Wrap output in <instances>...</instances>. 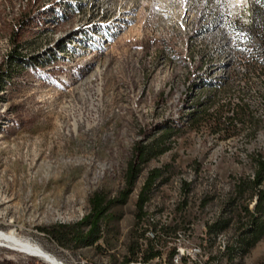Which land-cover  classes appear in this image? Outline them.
<instances>
[{
	"label": "rangeland",
	"instance_id": "1",
	"mask_svg": "<svg viewBox=\"0 0 264 264\" xmlns=\"http://www.w3.org/2000/svg\"><path fill=\"white\" fill-rule=\"evenodd\" d=\"M219 2L0 0V232L57 263L125 264L134 245H147L137 201L159 168L145 223H168L170 232L190 226L197 242L208 228L209 253L213 236L227 240L223 264H264V236L227 256L248 220L242 210H254L256 192L246 183L264 157V39L254 12L264 0H237V34L209 31L218 12L234 9ZM207 55L221 71L232 68L231 79L200 109L209 90L186 94L200 68L193 56ZM230 99L237 125L215 114ZM167 130L169 150L142 165L126 204L102 220L98 242L77 248L43 232L76 230L95 194L118 198L137 144ZM0 264L49 263L0 246Z\"/></svg>",
	"mask_w": 264,
	"mask_h": 264
},
{
	"label": "trees",
	"instance_id": "2",
	"mask_svg": "<svg viewBox=\"0 0 264 264\" xmlns=\"http://www.w3.org/2000/svg\"><path fill=\"white\" fill-rule=\"evenodd\" d=\"M264 9V8H263ZM263 9L254 5L255 23L258 32H261V38L264 39V13ZM2 83V76H0V84ZM170 137V132L167 130L163 135L151 145L137 144L135 149V158L127 167L125 172V188L120 192L119 197L107 200L106 197L95 194L90 199V213L83 219L82 223L77 226L76 230L71 229L67 231H60L59 229H42L44 233L50 236L59 244H74L79 248L82 246L93 245L100 239L99 232L101 222L114 205L126 204L129 196L133 192L135 183L140 175L143 164L149 162L153 158L160 156L169 150L165 145L166 140ZM257 169L253 175L252 180H248L246 185L250 186L256 192V201L254 210L250 211L245 207L242 211L248 216L247 223L244 225L242 233L237 238L234 245L229 248L227 256L234 259L242 255L247 248L254 246L264 236V157L259 156L256 159ZM163 176V170L156 168L149 172L148 177L142 186L137 201V215L138 222L143 224L147 218L146 206L151 200V197L158 186V180ZM185 193L189 192L190 184L184 183L183 189ZM83 226H88V231H84ZM210 232L216 231V225L211 226ZM158 243L147 241V245H134L130 250L133 255L125 264H131L132 261L150 262L159 255L157 249ZM31 257V256H30Z\"/></svg>",
	"mask_w": 264,
	"mask_h": 264
},
{
	"label": "bare ground",
	"instance_id": "3",
	"mask_svg": "<svg viewBox=\"0 0 264 264\" xmlns=\"http://www.w3.org/2000/svg\"><path fill=\"white\" fill-rule=\"evenodd\" d=\"M219 5L224 9L226 7H234V9H230L229 11H220L218 12L219 15L216 16L215 21L210 25L209 31L213 34L215 33H230V34H237V0H220ZM251 13V12H250ZM249 13V14H250ZM250 16V15H249ZM252 16V15H251ZM246 26L252 25V19L246 18ZM252 27V26H251ZM251 29V28H250ZM236 45V44H235ZM233 46L231 43H228L226 41H223V46L225 48H237V46ZM194 62H196V65H199V70L193 74L191 81L189 83L188 89L190 91L186 94L187 96H190L191 94L197 95V91L201 90H209L207 92H203L204 94L201 95L199 99V105L200 109L204 107H208L209 104H211L212 100L216 98V93H212L211 90H213L214 87H224L226 88V85L228 84V78L229 81L231 79L229 70L232 68H229L228 70H220L219 65L220 61H217V58L213 56H193ZM237 93V92H236ZM235 98V97H234ZM231 104H228L225 106L226 103L221 101L220 103H217V111L215 112L216 115H219L220 117L223 114V120L225 122H228V124H234L237 125V99L233 102V100L230 99ZM224 111V113H223ZM199 112V111H198ZM233 125V126H234ZM77 128V123H74V129ZM75 131V130H74ZM147 220V219H146ZM145 220V221H146ZM145 221L142 224V228L144 231V235H150L151 237H158L163 236V234H167L168 231H170L169 224L168 223H155V219H151V221ZM205 234H204V242L202 243V254L208 256L209 260H216V257H221L224 253H226L228 244L227 240L222 235L213 236V253H209L206 249L208 246V228H205ZM173 235H180L181 230L177 229L175 231L170 232ZM0 246H3L4 248L7 247L11 250L24 253L33 257H38L45 262L49 264H63L61 261L57 263L50 255L46 254L42 249L37 248L33 244L22 240L18 237H16L13 234L10 233H4L0 232ZM86 264H88L86 261H83ZM138 264H164L163 261H157L152 260L150 262H144V261H137ZM169 264H188L187 261L183 260H176V262H169Z\"/></svg>",
	"mask_w": 264,
	"mask_h": 264
},
{
	"label": "built area",
	"instance_id": "4",
	"mask_svg": "<svg viewBox=\"0 0 264 264\" xmlns=\"http://www.w3.org/2000/svg\"><path fill=\"white\" fill-rule=\"evenodd\" d=\"M144 236L146 241L158 243L157 249L159 250V255L154 260L163 261L164 264L176 262V260L187 261L188 264H223L224 255L216 257V260H209L208 256L202 254L203 240L197 242L191 237L190 226L183 229L181 228L180 235H173L168 231V233L163 234V236ZM61 262L65 264L63 261ZM76 264L86 263L81 260L78 263L76 262ZM131 264L138 263L137 261H132Z\"/></svg>",
	"mask_w": 264,
	"mask_h": 264
},
{
	"label": "water",
	"instance_id": "5",
	"mask_svg": "<svg viewBox=\"0 0 264 264\" xmlns=\"http://www.w3.org/2000/svg\"><path fill=\"white\" fill-rule=\"evenodd\" d=\"M182 256V255H181Z\"/></svg>",
	"mask_w": 264,
	"mask_h": 264
}]
</instances>
